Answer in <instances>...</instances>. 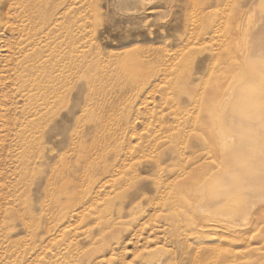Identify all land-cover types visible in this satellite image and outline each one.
Here are the masks:
<instances>
[{
    "label": "rangeland",
    "instance_id": "374dc122",
    "mask_svg": "<svg viewBox=\"0 0 264 264\" xmlns=\"http://www.w3.org/2000/svg\"><path fill=\"white\" fill-rule=\"evenodd\" d=\"M0 264H264V0H0Z\"/></svg>",
    "mask_w": 264,
    "mask_h": 264
},
{
    "label": "bare ground",
    "instance_id": "6f19581e",
    "mask_svg": "<svg viewBox=\"0 0 264 264\" xmlns=\"http://www.w3.org/2000/svg\"><path fill=\"white\" fill-rule=\"evenodd\" d=\"M251 15V14H250ZM250 20V19H249ZM256 23V22H255ZM255 26H256V24H255ZM245 31V30H244ZM241 35V34H240ZM244 36V35H243ZM244 55V54H243ZM252 58V57H251ZM231 75V74H230ZM235 79H236V76H234V77H232L229 81V84H228V88L227 89H225V91H229L230 89H231V87H232V85H233V83H234V81H235ZM226 83V82H225ZM227 83H228V81H227ZM226 88V87H225ZM224 93V92H223ZM213 96V95H212ZM211 98V97H210ZM224 99L225 98H223V101H224ZM217 106V105H216ZM221 106H219V112L221 111ZM232 120V119H231ZM227 122H230V120L229 119H226V120H224V123H227ZM217 123L219 124V121H217ZM220 125V124H219ZM162 128V127H161ZM160 129V128H159ZM219 131H217V132H214V133H216V136H221L222 135V133H223V131L221 130V128H219L218 129ZM152 134V133H151ZM162 134V133H161ZM158 135H160V134H158ZM168 135V134H167ZM151 136V135H150ZM161 136V135H160ZM160 136H158V137H160ZM163 136H165V135H163ZM170 136V135H169ZM212 136V135H211ZM211 136L210 137H208L207 139H208V146H210L211 145ZM153 137H155V136H153ZM157 138V137H156ZM162 138H164V137H162ZM166 138V137H165ZM167 138L169 139L170 137H168L167 136ZM206 139V138H205ZM159 140V139H158ZM157 140V141H158ZM164 141V140H163ZM169 141H170V139H169ZM156 143V142H155ZM151 144V143H150ZM172 146V145H171ZM177 146V145H176ZM208 146H206V147H208ZM131 147H133L132 145H131ZM150 147V146H149ZM149 147H147V149L149 148ZM152 148H155V147H152ZM217 148H219L218 146H217ZM216 148V149H217ZM127 149H129V146H128V148ZM141 149H143L142 147H141ZM123 150H125L124 148H123ZM130 150V149H129ZM122 151V150H121ZM135 151H136V149H135ZM144 151V150H143ZM210 151V150H209ZM214 151V150H213ZM127 153V152H126ZM140 153H142L141 151H140ZM208 153L209 152H207V158H208ZM211 153V152H210ZM119 154V153H118ZM124 154V153H123ZM130 154V153H129ZM213 154V153H212ZM124 156V155H123ZM180 157H181V154L179 155ZM119 157H121V156H119ZM215 159H217V158H215ZM214 159V161L217 163V161ZM185 162V161H184ZM204 162H205V160H204ZM210 163V162H209ZM219 163V162H218ZM183 164V163H182ZM112 165V164H111ZM116 165V164H115ZM117 165H119V163L117 164ZM181 165V164H180ZM206 165H207V163H206ZM123 166V165H122ZM113 168V167H112ZM121 168V167H120ZM120 168H118V170L120 169ZM123 168V167H122ZM178 168V167H177ZM181 168V167H180ZM186 168V167H185ZM184 169V165H183V168H182V170ZM107 170V172H111V170L112 169H106ZM178 170V169H177ZM176 170V171H177ZM181 170V171H182ZM178 171H180V169L178 170ZM121 172V171H120ZM122 173H123V171H122ZM118 174V173H117ZM132 178V177H131ZM130 178V179H131ZM134 178V177H133ZM126 180H127V178H125ZM127 181H129V180H127ZM126 182V181H125ZM160 183H162L161 181H159ZM167 183V182H166ZM172 183V182H171ZM174 183V182H173ZM168 185V184H167ZM176 185V184H175ZM164 187H166V186H164ZM168 187V186H167ZM175 187V186H174ZM162 188V187H161ZM173 187L171 186V188H169V189H172ZM164 189V188H163ZM161 190V192H162V189H160ZM199 190V189H198ZM197 190V191H198ZM167 191H168V188H167ZM164 192H166V190H164ZM168 193V192H167ZM162 195V194H161ZM165 197H166V195H165ZM196 203V202H195ZM202 208V207H201ZM200 209V208H199ZM199 212L201 213V214H203V215H208L209 214V212L207 211V210H199ZM212 215H216L217 217L216 218H214V220L217 222V223H220L225 229H227V230H229V231H232L233 230V233H235V234H241V237L242 238H245L246 237V235H249L250 234V232H247V231H240L241 229H239V228H237V226H236V224H233V221H231L232 219H231V217L229 216H226L225 217V215H221V217L220 216H218V214H216V213H214V214H212ZM222 216H224V217H222ZM248 216V215H247ZM244 218V217H243ZM254 218V217H253ZM250 219V218H249ZM241 220V219H240ZM207 221V220H206ZM216 222H213V223H216ZM207 223V222H206ZM210 223H212V222H210ZM205 224V223H204ZM220 224H216L218 227L220 226ZM203 225V224H202ZM205 226V225H204ZM258 228V227H257ZM253 232V231H252ZM225 234H227V233H225ZM245 240V239H244ZM249 240V239H248ZM219 241L221 242V241H223V240H220L219 239ZM247 241V240H246ZM249 242V241H248ZM261 243V242H260ZM223 244H224V242H223ZM246 246V245H245ZM231 247V246H230ZM233 254H235V253H233ZM233 259V258H232ZM157 262V261H156ZM162 263V262H161Z\"/></svg>",
    "mask_w": 264,
    "mask_h": 264
}]
</instances>
